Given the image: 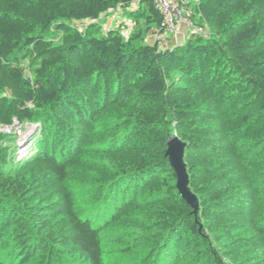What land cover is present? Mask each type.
<instances>
[{"label":"trees","instance_id":"trees-1","mask_svg":"<svg viewBox=\"0 0 264 264\" xmlns=\"http://www.w3.org/2000/svg\"><path fill=\"white\" fill-rule=\"evenodd\" d=\"M189 4L161 46L152 0H0V264H264V0Z\"/></svg>","mask_w":264,"mask_h":264},{"label":"built area","instance_id":"built-area-1","mask_svg":"<svg viewBox=\"0 0 264 264\" xmlns=\"http://www.w3.org/2000/svg\"><path fill=\"white\" fill-rule=\"evenodd\" d=\"M154 6L161 14V25L154 32L155 40L168 44V35L176 38L180 29L187 28L190 32L206 34L207 30L194 23L192 8L189 0H152Z\"/></svg>","mask_w":264,"mask_h":264},{"label":"rangeland","instance_id":"rangeland-1","mask_svg":"<svg viewBox=\"0 0 264 264\" xmlns=\"http://www.w3.org/2000/svg\"><path fill=\"white\" fill-rule=\"evenodd\" d=\"M99 22L103 24V28L104 29H106V28H108L110 26H120V27H122L123 34L125 36H128L129 32L131 31L132 24H133L130 21V19H128L126 16L120 15L119 13L105 14V15L100 17ZM181 29H184L186 31L185 37H187L188 34L190 33V31L187 28L183 27V26H182ZM154 33H155L154 30H151L150 32L147 33L146 40L148 42H150V43L157 42L155 40ZM168 37H169V35H168ZM170 39L166 40L167 43H168V41ZM160 45L164 46L163 43H161ZM23 127H21L20 125H16V122H14L13 125H10L8 127H3V129H7V130L13 129V131L16 132V134L18 136L17 137V143L19 145L18 155L19 154L21 155V154L25 153V151L28 149L27 146H29V143L34 138L37 125L36 124H25Z\"/></svg>","mask_w":264,"mask_h":264},{"label":"water","instance_id":"water-1","mask_svg":"<svg viewBox=\"0 0 264 264\" xmlns=\"http://www.w3.org/2000/svg\"><path fill=\"white\" fill-rule=\"evenodd\" d=\"M186 143L182 141L176 134L167 140V148L165 155L169 164L176 174V187L182 198L193 208L194 213L198 209V199L196 195L189 189V177L186 164L184 161V151Z\"/></svg>","mask_w":264,"mask_h":264},{"label":"crops","instance_id":"crops-1","mask_svg":"<svg viewBox=\"0 0 264 264\" xmlns=\"http://www.w3.org/2000/svg\"><path fill=\"white\" fill-rule=\"evenodd\" d=\"M185 35H186V31L184 29H181V31L179 32V34L177 35V37L176 38H173V39L171 38L168 41V43L169 44H174L176 42L183 41L186 38Z\"/></svg>","mask_w":264,"mask_h":264}]
</instances>
